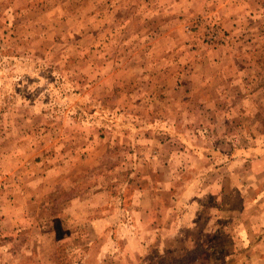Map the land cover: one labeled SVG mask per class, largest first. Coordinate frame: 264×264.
I'll return each mask as SVG.
<instances>
[{"label":"rangeland","instance_id":"374dc122","mask_svg":"<svg viewBox=\"0 0 264 264\" xmlns=\"http://www.w3.org/2000/svg\"><path fill=\"white\" fill-rule=\"evenodd\" d=\"M212 50L245 71L207 122L210 108L171 107L151 69ZM180 146L224 153L199 174L215 184L192 189ZM190 237L210 260L182 257ZM152 258L264 264V0H0V264Z\"/></svg>","mask_w":264,"mask_h":264},{"label":"crops","instance_id":"0c3cea01","mask_svg":"<svg viewBox=\"0 0 264 264\" xmlns=\"http://www.w3.org/2000/svg\"><path fill=\"white\" fill-rule=\"evenodd\" d=\"M165 37L168 38L169 36H163L160 39H163L165 41ZM157 41L156 44H161L159 41ZM156 50V59H160L162 56L165 55L163 51L162 46H156L154 48ZM172 51V49H171ZM196 53L197 57L194 58V63L193 66H188L186 69H178L176 68H163V67H153L151 70H153L152 74H155L156 77L158 78L156 81V85L160 86L157 87V89H162L163 91L167 93L173 92V94H176V96H180L178 101H170L171 107H176V110H185L186 107H206L207 109V117L209 119L207 122H214L213 119V112H217V109L219 108L220 104V98L217 95V92L220 90H223V87H226L228 84V80L230 77H235L237 78L239 75H243V72L245 69H237L236 67V62L233 61V55L226 52V51H214L210 52L208 55L207 53L202 54V52H197ZM219 53L218 55H215ZM226 60L228 61V64H230L228 67L227 65L223 66L222 61ZM227 64V62H226ZM232 64V67H231ZM147 71L146 68L142 70ZM171 79H175L176 81H179L178 83H175L174 81H171ZM191 112V110H189ZM190 118L192 117L191 114H189ZM192 119V118H191ZM216 120V119H215ZM169 121V120H168ZM177 123H182V122H187L186 117L183 116V113L180 114V116H177L175 120H173ZM191 121V120H190ZM196 131V130H194ZM165 136L167 134L164 133ZM195 138V137H194ZM222 138V137H220ZM227 149L225 151L229 150L227 144H226ZM217 148V147H216ZM192 150L183 148L182 146L179 147L178 150L175 151V153L179 154V157L181 155H188L189 154V162L190 165H187L185 167H188V169L192 172V175L188 177L190 182L188 183L190 186L194 188H198V186H211L214 183V179L211 177L209 182L207 183L206 181L204 182L205 179H202L201 176H199L200 171L202 169L206 168V164H212L213 162H217L219 159L222 163V155L224 153L219 151V148L216 150L212 151L208 148H203L202 150H199L198 148H191ZM170 152H168L169 154ZM203 153V154H202ZM204 154L207 156L208 154L211 156H221V157H210L209 159L204 158ZM201 155L203 160H200L202 158H198L197 156ZM224 156V155H223ZM188 157V156H187ZM211 158H213L211 160ZM205 161V164L203 162ZM170 162V160L168 161ZM167 162V165L169 166V163ZM182 169H184V165H180ZM224 166L220 167V169L216 170H224ZM254 172V169L252 170ZM194 175V177H193ZM183 178V177H180ZM178 178V179H180ZM172 181L174 182V176L171 177L170 181L168 180L165 184L164 189L161 190V187L157 189L156 195L154 197L157 199V206H161L160 202V194L161 193H171L170 197H173V191L171 188V184L173 185ZM215 184V183H214ZM221 186V180L217 184ZM215 186V185H214ZM212 195L215 197V195L218 196L217 192L214 191L212 192ZM141 197V196H140ZM142 201V200H141ZM143 203V202H141ZM175 207L172 204L170 207ZM159 209V208H158ZM174 209V208H173ZM142 210L146 211L148 210L147 208H143ZM145 213V212H144ZM178 215V214H177ZM158 216L160 218L165 219V216L162 215L161 213L158 212ZM178 217V216H177ZM174 226H175V231L178 232L179 227L176 226V221H174ZM178 234V233H177ZM76 235H80L79 232H77ZM74 245V244H73ZM82 247L78 244H75L73 247H71V250L73 252L77 250H81Z\"/></svg>","mask_w":264,"mask_h":264},{"label":"trees","instance_id":"16d2710c","mask_svg":"<svg viewBox=\"0 0 264 264\" xmlns=\"http://www.w3.org/2000/svg\"><path fill=\"white\" fill-rule=\"evenodd\" d=\"M190 242H197L195 246H192L190 248H187L184 250L183 258H190L193 261H197L199 257L204 256L205 259L210 260L211 254L209 252L210 248L208 249L207 244L204 241V238H199L197 240V237H190ZM208 249V250H207ZM175 261H177V258H172L166 262L165 259H154L152 258L147 264H174Z\"/></svg>","mask_w":264,"mask_h":264},{"label":"built area","instance_id":"2783aa9c","mask_svg":"<svg viewBox=\"0 0 264 264\" xmlns=\"http://www.w3.org/2000/svg\"><path fill=\"white\" fill-rule=\"evenodd\" d=\"M208 30L210 31V34L207 37V43L213 44V43L217 42L218 41V35L215 33L221 32V29L220 28L218 29V27L216 25H213ZM211 31L214 32V34L211 33Z\"/></svg>","mask_w":264,"mask_h":264}]
</instances>
